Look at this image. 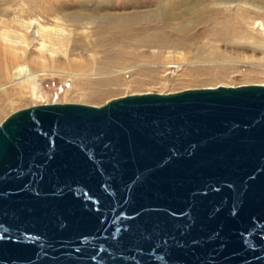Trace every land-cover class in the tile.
<instances>
[{"label": "water", "instance_id": "water-1", "mask_svg": "<svg viewBox=\"0 0 264 264\" xmlns=\"http://www.w3.org/2000/svg\"><path fill=\"white\" fill-rule=\"evenodd\" d=\"M0 264H264V83L7 113Z\"/></svg>", "mask_w": 264, "mask_h": 264}, {"label": "bare ground", "instance_id": "bare-ground-1", "mask_svg": "<svg viewBox=\"0 0 264 264\" xmlns=\"http://www.w3.org/2000/svg\"><path fill=\"white\" fill-rule=\"evenodd\" d=\"M6 1V0H5ZM30 1V0H25ZM35 1V0H34ZM82 0L81 6L76 8L75 3L68 2L65 0L59 2H52L50 6L44 8L42 2H36L28 4L25 9V16L31 14V12H43V17L46 20L40 18L26 17L25 19L16 16L10 19H3L0 21V79L5 76L11 77L14 80H19L18 77L23 75L31 76L35 69L33 66H38L41 70H47L46 68L54 64H65L67 67L68 75L74 77V74L80 75H98L95 80L89 79V81H77V85L82 89V93L87 97L99 96L102 93L109 92V84L118 82L120 78L124 77L126 72L134 68L136 65L133 62L128 61L122 63L119 62L114 71H102L92 64H80L73 63L70 59L71 55L76 51L79 45H86L87 43L97 44L90 40H85L83 33L78 34V28L81 31H88V27L96 25L95 31L97 40L103 38V33L109 28V24L114 21L121 23L125 19L130 20L131 18H148L155 17L161 13L169 12L171 1L175 4H181L183 2L184 9L188 11L191 6L199 5L202 1L213 2V5H227L231 7L237 1L241 3V9L236 8L235 10H215L209 6L204 10V14L197 13L189 20H186L179 28L181 32L176 36L169 35L164 32L166 25L169 23L166 21H160L156 24H149L148 30L151 32L145 37H141L137 40L136 44L138 47H147L149 49H157V52H152L150 56L155 59L162 57L163 49L168 47L173 48H191L193 44L197 48V53L190 60L194 66L189 67V71L202 74L208 77L207 80L214 79L215 75L213 67H198L195 66V62L201 63L202 61H211L214 59L227 58V55L220 52L218 46L220 44L225 46H231L230 57L234 52L238 51H250V52H263L264 42L260 40L259 33L248 31V26L259 27L261 32H264V0H170L167 2L156 3L158 0ZM21 3V2H20ZM24 3V1H23ZM90 3L93 8L88 4ZM26 4V3H25ZM74 5V6H73ZM20 10H23V9ZM27 8H32L33 11H28ZM2 15L10 13L8 9H1ZM133 11L130 13L114 14L116 12ZM21 12V11H20ZM24 10L20 13L23 14ZM33 12V13H34ZM155 12V14L153 13ZM262 13V14H261ZM21 16V15H20ZM50 16V17H49ZM107 16H112L109 18ZM49 19L52 21L50 24ZM44 21V22H43ZM13 23V25L11 24ZM15 23V24H14ZM9 26H13L14 29H10ZM201 26L202 31L197 29L189 37L188 34L183 31L187 28H194ZM23 30L25 33L18 32ZM131 27L123 28L117 34L120 40H125L130 37ZM196 33H199L197 37L203 38V41L199 43H193L190 39L196 37ZM262 35V33H261ZM29 37V38H28ZM32 37V39H30ZM237 37L240 44H231L232 38ZM264 37V36H263ZM30 39V40H29ZM84 39V41H83ZM246 39H252L246 41ZM229 40V41H228ZM79 44V45H78ZM210 44L212 47V54H207L201 51L202 46ZM88 46V45H87ZM86 47V46H84ZM137 47V48H138ZM34 49V50H33ZM36 51V52H34ZM79 51V50H78ZM233 51V52H231ZM87 52V51H86ZM236 55V54H235ZM144 56V55H141ZM229 58V57H228ZM216 61V60H213ZM118 62V61H116ZM154 64V63H153ZM199 65V64H197ZM137 67V65H136ZM35 68V67H34ZM218 74L224 76L227 74L226 70L229 67H219ZM44 70V71H45ZM53 71V69H51ZM140 72H151L152 69H139ZM214 70V71H213ZM51 71V72H52ZM136 74L139 71H134ZM262 71L250 70L246 76L259 74ZM264 73V72H262ZM258 76V75H257ZM7 78V77H6ZM5 78V79H6ZM75 79V78H74ZM94 79V78H93ZM206 79V78H205ZM21 81V80H19ZM143 83L140 80L134 78L131 82ZM12 91V90H11ZM7 91L0 92V99L8 94Z\"/></svg>", "mask_w": 264, "mask_h": 264}, {"label": "rangeland", "instance_id": "rangeland-1", "mask_svg": "<svg viewBox=\"0 0 264 264\" xmlns=\"http://www.w3.org/2000/svg\"><path fill=\"white\" fill-rule=\"evenodd\" d=\"M39 1H41L43 7L46 8L50 6L52 2L54 3L62 0H30L28 2L25 0H0V10L6 8L10 11V13L7 15H2L0 11V21L3 19L14 18L16 16H19L23 19L31 16L32 18H40L42 20H46V18L42 16L43 12H34L33 10H31L32 8H27V10H31L34 13L31 12L30 15L25 16V9L23 8H25V6L27 7L31 2L32 4H34L35 2L36 4H38L37 2ZM65 1L75 3L76 8H78L81 6L80 2L82 0ZM116 1L117 0H115L114 2ZM160 1L161 0L154 2L153 7H156L157 4L160 3ZM167 1L170 0H163L162 2ZM235 2L236 3H234V5H231V7H229L227 5H213V2L202 1L199 5L191 6V8L186 11L182 4L183 2H181V4H174L171 1V4H169L171 10L166 14L161 13L159 15H156L154 18L148 17L131 18L130 20L125 19L121 23L112 21L109 24V28L107 29V31L103 33V38H101L100 40H97L96 35H92L94 34L93 31L98 29L96 28V25L88 27V31L85 32L81 31V29L78 28V34L83 33L84 37H86V35H89V38H84L86 41H97V44H78L80 47H78L70 57L73 63H88L89 65L92 64L99 69L100 66L103 65L100 69L102 71H114V68H117L116 65L119 62L124 63L126 61H128V63H135L137 67L135 65L134 68L126 72V74H124V77L120 78L118 82H115L112 85L109 84V92L102 93L99 96L95 97L84 96V94L82 93V89L79 88L76 83L79 80H84V82L89 81V79L91 80V78L92 80H95L96 77L98 78L100 76L94 74H74L75 76L72 77L68 75L67 67L65 64L58 65L56 63L54 65H50L46 68L47 70L44 69L45 71L41 70V68H39L38 66H33L31 68L35 69L36 71H33V74H31V76L23 75L21 78L18 77L21 81L14 80L8 76H5V78L7 77L6 79L2 77L0 79V92L7 90L9 92L6 96L1 97L0 99V120L7 113L11 112L14 109L41 102L77 101L90 104H99L110 97L133 92H168L187 87L209 86L216 84L234 85L239 83H264V73H262L264 72V51L262 53L238 51L237 53L234 52V55L232 54V57H230L229 48H231V46L220 44L218 46V49L221 53H223V56H225L224 54H226L227 58H212L211 61H202L201 63L195 62V66L198 67H200V65L201 67H213L214 70H216L215 68L217 67V70L213 72V74L215 75L214 79L207 80L208 77L205 75V73L197 75V73L189 71V67L194 66V64L192 63L193 61L190 60L197 53V48L194 44L191 48L168 47L166 49H163L162 57H159V59H155L150 56L152 54L150 53V51L157 52V49L148 50L147 47H138L136 44L138 39H140L141 37H145L151 32V30H148L147 28L149 24H156L160 21H166L169 24L166 25L164 32L169 35L176 36V34H179L181 32V29L179 27L186 20H189L191 16L197 13H201V15H203V12L204 10H206L207 6L215 10H235L236 8L241 9V3H237V1ZM88 4L91 6V8H93L90 3ZM21 8L24 10L23 14H20L23 11L20 10ZM130 12L133 11L116 12L114 14H123ZM153 13L155 14V12ZM107 17L112 18V16ZM50 22L52 21L49 19L48 22L44 23L50 24ZM11 24L13 25V23ZM252 26V24L248 26V31L259 33V36L261 38L260 40L264 42V32H261L262 30L260 31L259 27L253 28ZM129 27H131V32H129L130 37L126 38L125 40H120L117 33L119 31H122L123 28ZM9 28L14 29L13 26H9ZM202 28L203 27L201 26H196L192 29L186 28L183 32L188 34L189 37L197 29H200V33L202 31ZM18 32L25 33V31L23 30H18ZM199 33H196V37L194 39H190L191 41H193V43H199L203 41V38L197 37ZM30 39H32V37H30ZM232 39L234 40L230 41L229 43L235 45L240 44V42L243 41H240L237 37H234ZM251 40L252 39H246V41L248 42ZM201 51L204 53V56L207 57V54H212V47L210 44L204 45L202 46ZM222 66L229 67V69L226 70L227 74L224 76L218 74V68ZM51 69H53V71ZM139 69H152V71L145 73L140 72ZM135 70L139 71V73L136 74L134 72ZM250 70H258L262 72H259V74L257 73L255 75L251 74L250 77L246 76L248 74V71ZM134 78L142 81L143 83L138 84L134 81L131 82Z\"/></svg>", "mask_w": 264, "mask_h": 264}]
</instances>
